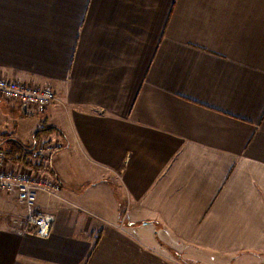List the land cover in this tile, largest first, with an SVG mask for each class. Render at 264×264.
<instances>
[{
	"label": "crops",
	"instance_id": "crops-1",
	"mask_svg": "<svg viewBox=\"0 0 264 264\" xmlns=\"http://www.w3.org/2000/svg\"><path fill=\"white\" fill-rule=\"evenodd\" d=\"M0 77L56 96L0 144L63 143L52 234L3 223L0 264H181L153 221L174 250L264 263V0H0Z\"/></svg>",
	"mask_w": 264,
	"mask_h": 264
},
{
	"label": "built area",
	"instance_id": "built-area-1",
	"mask_svg": "<svg viewBox=\"0 0 264 264\" xmlns=\"http://www.w3.org/2000/svg\"><path fill=\"white\" fill-rule=\"evenodd\" d=\"M0 98L19 101L22 107L31 111H44L55 99V92L50 85L35 86L21 80L0 77ZM34 156L38 159L47 160L50 155L59 149L60 143L46 144L35 143ZM10 159L4 150L0 148V192L15 193L17 200L26 213L24 217L11 218L14 231L19 234H33L38 237H49L55 226V216L38 207L39 195L47 192L52 195L61 189L60 182L50 174L39 169L26 167L25 165L9 166ZM53 179H52V178ZM3 218L0 213V227Z\"/></svg>",
	"mask_w": 264,
	"mask_h": 264
},
{
	"label": "rangeland",
	"instance_id": "rangeland-1",
	"mask_svg": "<svg viewBox=\"0 0 264 264\" xmlns=\"http://www.w3.org/2000/svg\"><path fill=\"white\" fill-rule=\"evenodd\" d=\"M27 84H31V85H35V86H46V85H40V84H34V83H27ZM55 99H56V96H55ZM19 105L22 106V104L19 101L8 100V99L6 100V99L0 98V110H2V114H5L7 112L11 113V115L8 118L10 120V122H7L6 125L4 124L3 121H0L1 126H2V130H4L5 126H6L5 128H7V129L10 128L11 125L13 126L14 129L16 128L18 131H20V130H36L37 128H41V126H43V125H41V118L43 119L45 117V115L43 114V111H29L28 112L25 109H23L24 107L20 108ZM45 143L46 144H52L54 142L51 140V141H45ZM56 143L57 144L60 143L61 146H63V143L60 141H56ZM54 152L50 155V157L54 154ZM46 158H48V156H46ZM9 161H10V162H8L9 166H12L11 162H14L13 164H15V165H23L19 162H15L12 160H9ZM31 170H32V168H31ZM33 170H35V169H33ZM39 170H41V169H39ZM42 171L47 173L48 176L51 174L46 169H43ZM60 184H61V182H60ZM60 190L54 192L52 195L58 193ZM44 193H47V192H44ZM14 194L15 193H12V195H14ZM47 195L52 196V195H49L48 193H47ZM11 199L12 198H10L8 196V194H6L4 192H0V213H1V217L3 218V223L6 224V222H7L9 224L8 228L14 229V227H10V225L12 224L11 218L14 217V218L19 219L20 217H24L26 211H25V209L21 208V206L19 205V202L16 203V201H15V203H14V202H12ZM13 200H15V199H13ZM129 213H130V209H125L124 217L121 221L122 225H124V224L127 225L126 223H127L128 218H129ZM153 223H155L154 226L152 228H149V229H151V231H152V229L154 231H157V238H158V243H159L158 247L161 248L163 251L167 252L168 254H172L174 258H176V256H177V258H179V261L181 262V264H264V263H261L262 260H260L259 261L260 263H258L257 261L260 257L255 256V255L248 256L247 261L242 260L239 263H236V261L232 262L231 259H228V257H221L219 255H215L212 253L211 254L205 253V251L199 252L196 248H193L190 246L188 247V246L178 245V243H176V242H174V244L179 249L174 250L172 247H170V243L165 238V237H167V235L165 234L163 228L161 226L157 225V222L153 221ZM139 224L141 226L145 225V224H143V221L139 222ZM245 258H247V257H245Z\"/></svg>",
	"mask_w": 264,
	"mask_h": 264
},
{
	"label": "trees",
	"instance_id": "trees-1",
	"mask_svg": "<svg viewBox=\"0 0 264 264\" xmlns=\"http://www.w3.org/2000/svg\"><path fill=\"white\" fill-rule=\"evenodd\" d=\"M58 128L50 126V127H45L43 129H39L35 133V143H39V136L41 135V132L43 133L46 131V133L49 132H58ZM35 143L33 145H28L20 141L18 138H16L13 134L11 135L8 133L6 135L5 143L0 144V148L4 150L6 156L8 159L19 162L26 167L34 168V169H44L45 166L42 163L40 159L34 156V151L36 149ZM94 237H95V242L98 241L99 235H97L94 232Z\"/></svg>",
	"mask_w": 264,
	"mask_h": 264
}]
</instances>
